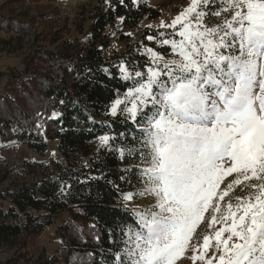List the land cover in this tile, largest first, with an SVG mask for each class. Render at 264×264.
<instances>
[{
  "label": "snow or ice",
  "instance_id": "6c2138e0",
  "mask_svg": "<svg viewBox=\"0 0 264 264\" xmlns=\"http://www.w3.org/2000/svg\"><path fill=\"white\" fill-rule=\"evenodd\" d=\"M159 27L171 32L146 39L167 58L149 47L144 71L121 63L124 90L105 110L130 131L97 137L131 158L124 171L144 185L133 194L113 183L124 207L153 197L116 226L113 264H177L189 251L193 264H264V0H190ZM241 185L250 191L233 197ZM205 222L210 231L197 236Z\"/></svg>",
  "mask_w": 264,
  "mask_h": 264
},
{
  "label": "trees",
  "instance_id": "16d2710c",
  "mask_svg": "<svg viewBox=\"0 0 264 264\" xmlns=\"http://www.w3.org/2000/svg\"><path fill=\"white\" fill-rule=\"evenodd\" d=\"M94 1L96 5L84 14L85 29L78 27L83 38L64 39L55 50L51 48L68 30L65 25L54 31L60 10L49 7L53 0H7L0 6L3 52H19L21 44L14 47L15 41L21 42L37 26L46 28L36 35L22 70L12 68L3 84L5 76L0 73V139L11 132L20 146L40 157L46 156L48 142L57 140V157L50 163L22 160L14 165L25 181L13 189L5 186L11 168L0 159V248L16 254L9 264L25 262L21 252L29 241L42 235L63 212L68 221L62 247L35 264H113L120 247L116 226L133 220L134 210L124 207L113 183L124 193H135L142 183L124 171L132 167L131 158L122 160L118 153L102 149L97 137L131 128L122 118L105 114L115 91L124 90L121 63L144 70L149 64L145 47L166 56L169 50L146 39L147 35L159 38V32L145 30L143 43L122 54L110 51L111 40L128 38L120 28H138L156 19L159 11L143 0ZM32 4L38 8L33 16L24 11ZM218 22L212 17L210 23ZM39 41L46 45H37ZM53 111L60 115L52 118ZM104 121L111 123V129Z\"/></svg>",
  "mask_w": 264,
  "mask_h": 264
},
{
  "label": "rangeland",
  "instance_id": "374dc122",
  "mask_svg": "<svg viewBox=\"0 0 264 264\" xmlns=\"http://www.w3.org/2000/svg\"><path fill=\"white\" fill-rule=\"evenodd\" d=\"M6 1L7 0H0V6ZM139 1L140 0H137V2ZM143 1H145L149 7L158 9L159 16L152 21H144L138 28H129L127 30L124 28H120V30L124 34H126L128 38L124 41L120 39L111 40L112 46L110 48V51H117V53L122 54L125 51H128L127 49L129 47L135 46L136 43H143L145 30H154L159 33L163 32L166 34L171 32V29L160 28L159 25L161 24V22H164L165 24L171 23L172 19H174L175 16L178 15L179 12L187 7L190 3V0ZM95 5L96 4L94 0H53V3L49 2L50 8H53L54 10H60V15L58 17L60 23H58V29H54V31L61 29L65 25L66 29L68 30V32L63 33V38L51 48L52 50H55V48H57L60 43H63L64 39H71L74 37H76L77 39L83 38L79 34L78 27L82 26L85 29L86 23L84 14L86 13V11H91V9ZM24 8H26L24 9V11L28 13L30 12L31 16L35 15L36 10H38V8H36L34 4ZM120 21H122V19H120ZM149 25H151V28H149ZM45 29V26H37L30 32L28 36H25L21 42L18 40L15 41L14 47H16L18 44H21L20 51L17 53H13V49L9 52H3L2 50L4 49L0 48V73L5 76L2 80V84L8 78V75L11 72L12 68L20 70L23 69V59L34 47L36 35L41 34ZM0 36L5 37V35L2 34H0ZM37 45L46 44L44 41H39ZM135 58L136 57L134 56L133 59L136 60ZM146 62L150 63V61H148L147 59ZM138 70L144 71L139 67ZM56 149L57 140H51L48 142V151L46 156L40 157L33 154L26 145L20 146L17 141H15V138L13 137L11 132H8L4 138L0 139V159L6 162L12 171L10 179L5 186L9 189H13L17 184L25 181L21 175H18L17 169L14 168V165H17L22 160L50 163L52 159H56L57 157ZM234 176L235 174H233V176L227 177L225 183L222 184L221 187L223 188L225 184H227L234 178ZM27 180L29 181L31 180V178H28ZM143 188L144 185L142 184L133 194H138ZM249 191L250 190L248 188L241 185L236 187L235 191L231 195L233 197H244L248 194ZM227 199L228 198H226V200ZM152 202L153 197L149 195H136L135 201L129 203L128 207L136 211L150 206ZM233 203H235L234 200ZM67 221L68 214L66 212L61 213L57 219L52 221L51 226L45 229L42 235L29 241L27 249L25 250L26 253L24 251L21 252V254L24 255L25 262H21L20 264H35V260L41 256H43L44 258L53 256L55 252L63 245V233H65V225ZM220 226L221 225L218 224L215 227L219 228ZM208 231L210 230L207 229L205 222L198 227L196 235L202 236L205 232ZM213 252L214 248H210L208 251V257H211ZM14 255H16L14 251L0 248V264H9V261L13 258ZM191 255L192 252L189 251L188 253H186L184 258L180 259L177 262V264H193L192 260L190 259ZM195 264H204V262L196 261Z\"/></svg>",
  "mask_w": 264,
  "mask_h": 264
},
{
  "label": "built area",
  "instance_id": "2783aa9c",
  "mask_svg": "<svg viewBox=\"0 0 264 264\" xmlns=\"http://www.w3.org/2000/svg\"><path fill=\"white\" fill-rule=\"evenodd\" d=\"M115 40V39H114Z\"/></svg>",
  "mask_w": 264,
  "mask_h": 264
}]
</instances>
